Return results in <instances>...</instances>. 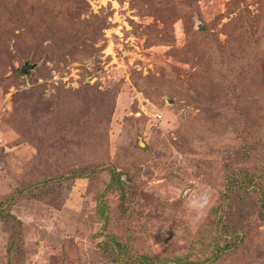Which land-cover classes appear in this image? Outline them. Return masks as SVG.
<instances>
[{"label":"rangeland","instance_id":"rangeland-1","mask_svg":"<svg viewBox=\"0 0 264 264\" xmlns=\"http://www.w3.org/2000/svg\"><path fill=\"white\" fill-rule=\"evenodd\" d=\"M39 1L8 0L1 17L0 207L20 223L0 219V264L204 257L210 210L189 224L185 193L208 190L215 206L227 175L256 181L264 162V0H50L38 15ZM226 83L261 103L234 104L252 130L203 113ZM242 206L245 250L216 264H264L262 209Z\"/></svg>","mask_w":264,"mask_h":264},{"label":"trees","instance_id":"trees-1","mask_svg":"<svg viewBox=\"0 0 264 264\" xmlns=\"http://www.w3.org/2000/svg\"><path fill=\"white\" fill-rule=\"evenodd\" d=\"M7 1L8 0H0V32L5 26V24L1 20V17L4 14H7L8 18L6 19H9V17L13 14V10L8 6ZM39 2L40 5L36 4V7L34 8V11H36L38 15L40 10L44 9L43 14H46V10H48V7L50 8V6H53V2H51L50 0H40ZM62 10H65V8H63ZM28 34L30 33H26L24 37L32 39L28 36ZM198 45L200 46V43H198ZM212 48L213 45H209V47L204 49L209 58L214 55V49ZM19 55L24 60L36 58V56H38V50L23 49L19 52ZM230 85L231 87H229ZM215 88H217V85L215 86ZM220 88L225 89L224 98L218 100V102H220L221 104L217 103L219 106L216 109H213V102H211V104H205V107L203 109V113H206L208 115L209 121L215 124V127L220 126L221 122H223L225 123V125H227V123L233 125L238 124V127H242V129L246 127L247 129L252 130L254 126H248V117L246 115H239L238 117V114L235 112L234 104L236 102H239L241 98H243L244 101H256V103H259L258 98L252 96V100L251 96L247 97V94H234V91L237 88L235 85L229 83H226L225 85H223V88ZM215 97L216 99H218L220 95H217ZM186 98H188L186 99V102L191 104V106H194L195 103L198 102L197 98H192V96H188ZM259 104L261 105V103ZM263 108L264 106L259 109V111H263ZM217 123H220V125H217ZM260 123H263V120L260 121ZM222 127L224 126L222 125ZM106 169L113 175H115L113 181H115L116 186L119 187L122 193H124L127 188L132 191L130 187L133 186V182L132 178L130 179L131 176L128 173L125 174H128L127 178L129 179V181H123L120 179V177H118V174H115L112 168ZM237 170H239V168ZM78 175H81V173L70 172V174L66 177L73 179L79 177ZM59 178L60 176H50L48 178H45L44 180H39V184L36 183L35 185L28 188H22L20 193L22 192L23 195L24 193H27L32 189H40L43 186L51 188L52 185L57 184L56 182L59 180ZM255 178H257L256 181L254 180L253 174H244L242 175V177H238L234 175V172L226 176L223 189L220 192V201L217 205L212 206L209 212V216L211 215V218L209 219L210 222H208L209 230L207 234L205 232V235L208 237V241H210L211 247L204 257H198L197 253H192L190 250L186 251L185 256L177 255L172 259H158L156 257L155 259H152L149 257V255L141 254L136 257L137 259L138 257H140V259H138L137 262H134V264H153L154 262V264H216L222 262L223 260H225L226 256H229L234 252L244 251L247 235L249 234L248 232L252 227L249 226L250 213L247 212V208H244L242 205L246 204L247 201H250L251 204H258L259 208L262 209L261 214H263L262 221L264 224V162L261 163L260 173L256 175ZM135 190L136 185L134 184V191ZM135 194L136 193H134V195ZM0 204H2V202H0ZM235 216H237V218L235 219L237 220V224H232L231 222H229V220H233ZM0 219L4 221L13 220L16 224L20 223V221L16 217H14V215L10 214L9 212H3L1 210V207ZM203 238L204 239L199 240L204 241L205 236ZM104 244L105 243L103 242L101 243V245ZM13 245H15V239L10 234V241L6 246V250L9 251ZM107 253L109 254L110 251L107 250ZM6 264L17 263L12 262L11 260L7 262L6 260Z\"/></svg>","mask_w":264,"mask_h":264},{"label":"clouds","instance_id":"clouds-1","mask_svg":"<svg viewBox=\"0 0 264 264\" xmlns=\"http://www.w3.org/2000/svg\"><path fill=\"white\" fill-rule=\"evenodd\" d=\"M188 223L197 226L204 222L207 213L213 206V194L208 190L185 193Z\"/></svg>","mask_w":264,"mask_h":264},{"label":"water","instance_id":"water-1","mask_svg":"<svg viewBox=\"0 0 264 264\" xmlns=\"http://www.w3.org/2000/svg\"><path fill=\"white\" fill-rule=\"evenodd\" d=\"M34 66V64H29L28 61H25L21 67L20 70L22 73H25L27 71V69H31ZM170 101V100H169Z\"/></svg>","mask_w":264,"mask_h":264},{"label":"bare ground","instance_id":"bare-ground-1","mask_svg":"<svg viewBox=\"0 0 264 264\" xmlns=\"http://www.w3.org/2000/svg\"><path fill=\"white\" fill-rule=\"evenodd\" d=\"M108 50V49H107Z\"/></svg>","mask_w":264,"mask_h":264}]
</instances>
